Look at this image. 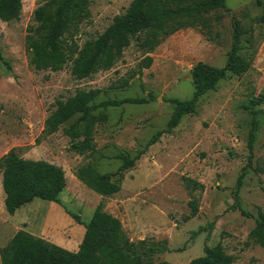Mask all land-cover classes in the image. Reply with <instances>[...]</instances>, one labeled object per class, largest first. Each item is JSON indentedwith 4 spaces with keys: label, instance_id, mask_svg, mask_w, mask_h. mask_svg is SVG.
Segmentation results:
<instances>
[{
    "label": "rangeland",
    "instance_id": "374dc122",
    "mask_svg": "<svg viewBox=\"0 0 264 264\" xmlns=\"http://www.w3.org/2000/svg\"><path fill=\"white\" fill-rule=\"evenodd\" d=\"M131 1L91 0V17L81 25L79 44L96 39ZM42 2L23 0L19 19H0V159L14 149L21 157L55 163L65 170L67 185L61 203L35 199L10 214L0 169V249L15 250L29 232L77 251L86 227L67 210L88 223L102 203L104 210L122 221L118 243L133 242L144 253L145 264H190L204 255L206 245L218 243L233 257V264H264V247L250 236L259 209H264V101L254 105L257 98H264V0H226L225 8L206 16L205 27L188 26L167 35L151 53L133 39L112 68L85 79L72 75L71 63L57 72L30 66L26 35ZM234 18L242 31L239 54L250 68L242 74L228 73L216 89L199 99L195 113L185 115L134 165L116 174L123 163L118 156L135 157L167 127L174 107L170 99L192 98L191 71L197 62L225 66ZM147 55L153 56V63L140 76L139 64ZM125 80L129 83L123 86ZM91 88L100 90L97 101L126 97L150 101L96 110V150L79 154L66 133L79 115L52 134L45 132V122L58 99ZM252 109L259 110L254 161L239 195L242 208L253 216H245L231 206L238 177L248 163ZM87 164L101 173H115L112 179L121 190L103 196L87 187L75 175ZM192 201L199 206L194 216ZM201 226L206 230L194 236Z\"/></svg>",
    "mask_w": 264,
    "mask_h": 264
},
{
    "label": "trees",
    "instance_id": "16d2710c",
    "mask_svg": "<svg viewBox=\"0 0 264 264\" xmlns=\"http://www.w3.org/2000/svg\"><path fill=\"white\" fill-rule=\"evenodd\" d=\"M91 0H43L34 10V23L26 35V51L30 66L37 71H60L71 63L70 71L77 79H85L94 73L112 68L131 45L138 39L148 53L153 52L162 39L184 27H205L206 16L215 9L225 8L226 0H132L125 12L114 17L112 23L96 39L88 40L83 45L78 42L81 25L91 17ZM23 0H0V19L13 21L20 18ZM234 34L227 63L217 67L204 61L197 62L191 74L194 84L192 98L180 100L171 98L174 105L167 127L159 130L135 157L120 155L123 163L116 171H123L134 165L142 154L159 138L173 131L182 118L196 112L199 99L228 73L242 74L250 68V62L240 54L242 31L240 22L233 19ZM153 63V56L147 55L139 64L138 74ZM134 76V75H133ZM129 80L123 82L126 86ZM99 89H79L66 99H58L56 109L46 118L45 132L52 134L62 125L79 115L78 120L66 129L74 140L73 149L79 154L96 150L93 129L98 120L94 112L99 108L121 106L125 103L143 104L149 98L126 97L97 101ZM264 101L257 98L254 105ZM258 109H252V126L248 136V163L242 168L234 191L233 210H239L245 216H253L241 206L239 191L248 169L254 161V144L258 129ZM103 120V117L99 118ZM82 125V128H81ZM3 175L5 206L10 214L33 202L35 199L61 203L60 194L67 185L65 170L52 162L21 157L14 149L0 159ZM76 177L87 187L103 196H111L121 190V184L113 181L115 173H101L94 166L87 164L79 167ZM194 185L198 182L189 180ZM192 215L199 212L196 201L191 202ZM67 212L81 224H85L84 238L77 251L64 248L45 238L26 232L17 248L0 249L1 264H145L144 253L133 242L128 245L118 243L122 221L117 216L104 210L100 203L90 221L82 222L78 213ZM214 223L210 224L213 227ZM206 230L201 226L194 231L196 236ZM209 235V234H208ZM251 238L264 247V209H259L258 220L250 232ZM163 248L161 251H166ZM156 264H173L162 261ZM190 264H233L222 243L206 245L204 255L191 260Z\"/></svg>",
    "mask_w": 264,
    "mask_h": 264
}]
</instances>
